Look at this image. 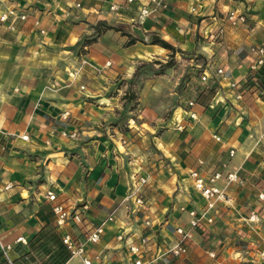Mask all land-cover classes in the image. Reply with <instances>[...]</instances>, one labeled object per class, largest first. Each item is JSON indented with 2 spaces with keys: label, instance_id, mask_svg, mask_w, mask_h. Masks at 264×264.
<instances>
[{
  "label": "crops",
  "instance_id": "0c3cea01",
  "mask_svg": "<svg viewBox=\"0 0 264 264\" xmlns=\"http://www.w3.org/2000/svg\"><path fill=\"white\" fill-rule=\"evenodd\" d=\"M112 3L122 6L125 0H16L27 19L14 30L0 25V242L10 245V260L83 264L78 257L60 263L58 243L39 241V234L50 231L60 240L71 232L82 239L104 222L100 241L87 246L91 264H128L125 242L138 243L141 237L148 238V261L176 243L179 226L190 238L185 255L171 257L173 264H264V98L253 101L248 80L256 58L252 48L264 45V0H165V7L142 23L138 0L117 11L110 10ZM4 8L0 4V12ZM232 10L245 14L247 23H225ZM102 22L119 26L96 34ZM224 24L226 34L212 39L211 32ZM153 36L173 45L177 56L201 54L211 71L224 67L227 76L211 79L206 96H196L194 119L184 113V104L177 106L173 128L153 137L151 156L143 150L128 157L114 151L103 124L115 118L119 98L111 91H120L117 82L128 66L171 51L152 44ZM134 37L139 40L127 45ZM84 59L95 68L85 66L76 82L66 79L69 65ZM230 80L247 82L241 99ZM198 159L205 172L227 164L224 168L237 171L244 184L230 187L214 223L190 230L180 207H204L189 176ZM147 163L155 168L146 169ZM140 176L148 178L143 215L124 201ZM8 183L12 187L5 189ZM50 188L58 202L81 212L82 223L55 226L45 198ZM252 212L256 221L250 220ZM119 234L123 241L116 239ZM18 237L25 242H16ZM3 258L0 249V264Z\"/></svg>",
  "mask_w": 264,
  "mask_h": 264
},
{
  "label": "built area",
  "instance_id": "2783aa9c",
  "mask_svg": "<svg viewBox=\"0 0 264 264\" xmlns=\"http://www.w3.org/2000/svg\"><path fill=\"white\" fill-rule=\"evenodd\" d=\"M140 5L138 7L137 22L142 23L147 17H149L157 7H165V0H138ZM134 0H125V3L121 6L117 3L110 5V10L117 11L122 7H127L133 3ZM16 0H0V4H4L5 8L0 12V25L5 26L9 30L16 29V25L27 19V15L22 12L15 4ZM152 5V6H150ZM79 6V4H77ZM224 22L229 23L232 27H238L239 25H245L247 23V16L243 13H239L237 10L229 11L224 16ZM38 25L37 20L34 23ZM44 33V30H41ZM227 32L226 26H218L211 32L212 39H217L224 36ZM253 53L256 54V58L250 66V71H257L264 64V45H260L252 48ZM110 63H106L108 66ZM83 65H91L86 59L81 61V67ZM80 69H73L71 75L73 79L79 76ZM217 76L226 78L227 73L224 67H218L214 71H211L209 64L205 63V69L201 73L200 78L194 84V86L187 87L188 93L194 94L193 98L187 97L183 105V111L189 118L194 119L196 112L193 107L196 104L195 96H197L203 90L209 88L210 80L216 79ZM257 79V77H255ZM247 85L243 82L229 81V87L236 90L237 98L241 99L244 94L245 87ZM80 89L84 90L85 86L80 85ZM68 113L64 112L63 117H66ZM62 134H65L64 132ZM71 136H75L72 134ZM23 139H27V135L23 136ZM214 139L220 140V137L214 135ZM230 157L236 155V149L232 148L229 153ZM227 164L222 165V169H216L212 171H204V161L202 159L197 160V167L193 168L189 172V176L193 181V188L199 194L204 201V207L197 210L195 208L187 209L186 207H180V211L186 212L188 215L189 229L202 228L206 224H212L215 222V215L219 211V205L226 203L229 200V189L233 185H243L244 179L239 175L237 171H229L225 168ZM148 178L146 176L138 177L126 194L124 201H131L135 206V213L143 215L147 209L146 199L144 197V187L147 184ZM12 184L8 183L5 189L11 188ZM264 198V195H260ZM45 198L51 203V211L54 216V224L57 228H65L67 226L74 227L84 221L83 215L76 208L64 205L62 202L57 201V193L53 189H48L45 193ZM258 214L252 212L250 216L251 221L258 219ZM111 219V218H109ZM148 224L147 220L145 222ZM104 231V222L93 225V227L80 239L77 238L71 232H64L61 235V242L69 253V257H78L82 260L83 264H91V259L87 257V246L98 243L102 237ZM175 232L178 234V239L175 244L163 248L161 251H157L153 257L148 261L145 257L148 253V238L141 237L138 243H127L126 249L131 256L128 264H146L147 262L161 264H173L171 257H180L187 252V240L190 238L189 230L179 226L175 228ZM117 240L123 241L124 236L122 234L117 235ZM16 242H25L23 237H18ZM0 249L2 255L7 259L8 264H13L10 260L7 252L10 249V245H2L0 242ZM28 261V264H38L36 261Z\"/></svg>",
  "mask_w": 264,
  "mask_h": 264
},
{
  "label": "rangeland",
  "instance_id": "374dc122",
  "mask_svg": "<svg viewBox=\"0 0 264 264\" xmlns=\"http://www.w3.org/2000/svg\"><path fill=\"white\" fill-rule=\"evenodd\" d=\"M108 25L115 28L119 26L102 22L98 24V29L105 30ZM87 42L91 41L83 40V43ZM180 54L177 56L169 51L165 55L138 58L125 70V78L118 82L115 80L120 90L114 88L111 91L119 98L118 104L115 105V118L107 124L104 123L103 127L108 129L106 137L114 145L116 153L130 157L145 150V155L147 153L148 157L151 156L153 137L172 129L174 125L171 118L177 106L183 105L187 97H194V94L188 93L187 87L194 86L198 81L205 69L206 60L195 52ZM69 66L71 68L66 70V79L71 82L78 81L85 65L81 67V62H78L75 66ZM73 69H80L76 79L70 74ZM92 73L90 72V75ZM255 76L249 78V85L254 90L251 97H255L253 101L258 103V99L264 98V87L260 85L258 75ZM84 79L95 80L86 76ZM172 138L170 136L171 140ZM145 168L153 170L155 167L147 163Z\"/></svg>",
  "mask_w": 264,
  "mask_h": 264
},
{
  "label": "trees",
  "instance_id": "16d2710c",
  "mask_svg": "<svg viewBox=\"0 0 264 264\" xmlns=\"http://www.w3.org/2000/svg\"><path fill=\"white\" fill-rule=\"evenodd\" d=\"M111 28L115 29V27H112V26H109V25L106 27V29H111ZM119 30L122 31V29H120V28H119ZM95 31H96V34H99L101 32L98 29V25H96ZM123 34H125V33L123 32ZM128 36H130V35H128ZM92 40H95V38L90 39V41H92ZM136 40H139V37L130 38L129 41L127 42V45L134 43ZM151 43L152 44H158V45L162 46L163 48L169 49V50L172 51V53H175V51H176V49H175V47L173 45H171L170 43L165 41L163 38L158 37V36H153ZM250 74L251 75H250L249 78H251V76L254 77L255 75H258V78L260 80L259 81L260 85L264 87V64L256 72L250 71ZM255 77H257V76H255ZM206 90L207 89H205L202 92H200L199 95H205V91ZM210 92H211V94L213 93L212 91H210ZM40 233L41 234H39L40 235L39 241L42 240V238L45 237V239H50V240H52V242L58 243V249H59L58 251H59V253L61 255L60 256V263H62L63 261H65V260H67L69 258L68 251L66 250V248L62 244L61 239L59 240L55 233H52L50 231H47V232L46 231H41ZM1 264H7V260L4 259V258L1 259Z\"/></svg>",
  "mask_w": 264,
  "mask_h": 264
}]
</instances>
